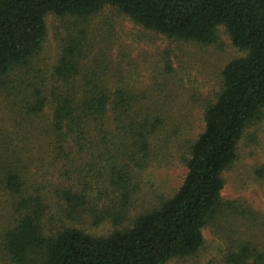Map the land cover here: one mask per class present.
<instances>
[{
  "label": "trees",
  "instance_id": "1",
  "mask_svg": "<svg viewBox=\"0 0 264 264\" xmlns=\"http://www.w3.org/2000/svg\"><path fill=\"white\" fill-rule=\"evenodd\" d=\"M107 9L203 47L224 28L246 54L224 69L198 138L178 118L174 73L138 89L101 46L92 21ZM49 15L63 23L51 67L40 56ZM2 89L15 123L0 128V264H167L198 255L210 226L226 247L210 264H264V245L239 228L255 215L222 197L264 112V0H0ZM174 152L187 174L167 199L143 178Z\"/></svg>",
  "mask_w": 264,
  "mask_h": 264
},
{
  "label": "rangeland",
  "instance_id": "2",
  "mask_svg": "<svg viewBox=\"0 0 264 264\" xmlns=\"http://www.w3.org/2000/svg\"><path fill=\"white\" fill-rule=\"evenodd\" d=\"M48 36L40 53L46 66H52L57 58V37L63 23L54 15L47 17ZM92 33L101 46L112 49L114 60L119 64L124 58L125 70L130 83L146 90L161 85L163 77L174 73L173 79L180 80L178 118L187 129V139H196L205 128L204 111L209 102L216 100L222 87V73L226 66L246 54L236 48L224 28L219 30V41L210 47L197 44L170 41L156 36L133 24L126 16L105 10L94 17ZM170 66L171 70L167 68ZM13 104L9 92L0 90V128L14 126ZM178 109V108H177ZM181 124V123H180ZM30 152V151H28ZM264 112L245 132L238 148L237 161L224 173L225 202H236L241 211H251L256 218L254 224L243 231L252 242L264 245ZM187 174L179 154L161 165L152 168L144 176L146 188L153 187L157 194L172 198L181 188ZM251 218V222H252ZM109 226L96 231L107 233ZM95 232V230L93 229ZM212 226L204 230L206 246L196 256L175 259L167 264H210L213 259L222 258L225 241Z\"/></svg>",
  "mask_w": 264,
  "mask_h": 264
}]
</instances>
